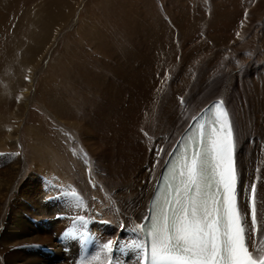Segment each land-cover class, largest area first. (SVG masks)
I'll list each match as a JSON object with an SVG mask.
<instances>
[{"label": "rangeland", "instance_id": "374dc122", "mask_svg": "<svg viewBox=\"0 0 264 264\" xmlns=\"http://www.w3.org/2000/svg\"><path fill=\"white\" fill-rule=\"evenodd\" d=\"M226 85L239 127L264 119V0H0V237L33 238L37 206L68 204L45 202V181L78 185L45 161L52 143L87 153L81 127L95 125L112 153L98 172L113 163L131 192Z\"/></svg>", "mask_w": 264, "mask_h": 264}, {"label": "snow or ice", "instance_id": "6c2138e0", "mask_svg": "<svg viewBox=\"0 0 264 264\" xmlns=\"http://www.w3.org/2000/svg\"><path fill=\"white\" fill-rule=\"evenodd\" d=\"M236 141L221 101L213 119L169 161L157 184L149 224L140 226L147 241L136 247L142 264H264V250H250L254 234L264 236L258 213L257 185L247 189V211L240 207ZM19 155V153H17ZM115 241L103 243L84 264L101 255L114 264Z\"/></svg>", "mask_w": 264, "mask_h": 264}, {"label": "bare ground", "instance_id": "6f19581e", "mask_svg": "<svg viewBox=\"0 0 264 264\" xmlns=\"http://www.w3.org/2000/svg\"><path fill=\"white\" fill-rule=\"evenodd\" d=\"M231 97H232V93L229 88V85L228 86L226 85L221 90L219 95L215 98H222L226 102L232 118V123L234 127V136L236 141V158H237L239 177H240V188L243 190L242 196L247 195L246 189L253 182H255L257 185L258 213H264V119H260L254 125L250 124L249 121L247 120L248 125L246 124L243 128L239 127L237 120L238 118L237 113L232 104ZM210 100H208L206 103H208ZM206 103H204V105ZM204 105L200 106L194 111L191 117L187 120L185 126ZM89 125L84 126V124H82L81 133H80L81 138L83 139L82 140L83 146L86 149L87 153L86 152L82 153L78 149L75 150V148L72 146L71 143H70L71 146L68 149H66L63 146H61V149H59L56 146V143L55 144L52 143L53 151L50 149V151H52V156L51 157L47 156L48 158H46L45 161L47 162L49 160L52 161L54 164L53 167L56 171L61 172L60 168H63L62 170L65 171L63 173H66L69 176L71 174L73 176L77 175L78 185L76 186L80 189L81 194L83 193L86 196L85 198L86 200H88L89 196L91 195L96 197L94 204L96 205L98 210L106 207L104 210L106 213H110V211H113V213H111L112 215H109V217L111 216L112 219L113 218L116 219L117 221L116 225L119 228L137 230L141 224L142 219L145 217L148 211L149 197L152 193L155 180L158 176V173L160 172L164 159L167 153L169 152V149L171 148L175 140L178 138V136L180 135V133L182 132L185 126L181 130H179L180 132L173 139L174 141L168 145V148L165 151V155L164 156H162L163 154L161 155L162 158L160 163L158 164L152 163L151 165H149V168L146 171H144L143 173L142 171L139 172V175H142L143 178L140 182H138L137 180H136L137 182L136 181L131 182L135 190L132 188L131 192H129L128 191L129 188L126 189L127 187L125 189H122L121 187L122 184L119 183L121 178L119 177V175H117V172L115 173L114 170L117 169V167L114 166L113 163H111L112 164L111 166L106 167V171L109 174L108 176L109 179H105V175H103L104 176L103 177L102 173L98 172L97 170L98 166L96 167V164L98 162L96 160L98 159L99 162H104V164H106V162L110 159V154L112 153H110V149H107V147L105 148L107 144L105 146L103 145L106 142L103 144L100 143L101 140L98 137L99 135H97L98 132L96 130V126L91 124ZM84 134H85V139L82 136ZM100 153L103 154L100 155ZM108 156L109 159L107 160ZM67 162L68 164L66 166ZM46 164L48 166L50 165L48 163ZM54 169L51 168L50 171L53 172ZM100 169L102 168L100 167ZM72 179H74V177H72ZM92 181L95 183H92ZM97 181L100 184H98ZM135 184H138V186L135 187ZM4 189L6 188H3V185H1L0 195H3ZM87 202L90 203V200H88ZM242 203H243L242 205L243 210L247 211L248 208L247 201H244ZM37 208H38L37 212L40 214V218H39L40 220L47 217L45 213L48 210L46 211L44 208H41V206H37ZM56 212H54V214ZM40 220L37 229L38 233L33 238L32 237L17 238L16 233L15 235L14 233H8V234L6 233L1 235L0 238L1 239L3 238L5 240L6 247L0 245L2 246L0 247V264H68L66 261H63V263L61 262L60 258L63 256V252L61 248L57 247V243L56 241H54V236H53L54 230L55 229L59 230L62 227L60 221H57L56 219H49L48 222H45L46 226L44 225V227H41L43 223H41ZM48 225L51 228H47ZM118 237H119L118 240H120L121 237L120 236ZM114 240L115 239H112L111 241ZM252 240H253L252 248L256 253H258L257 250H264V236H261L259 234H254ZM35 242L36 243L39 242L40 245L45 244V246H50V247L55 246L54 257L52 258L49 253L45 252V250H35L33 248ZM10 244L11 245L14 244L13 246H15L16 248L18 247V249H13L12 247H10ZM106 259L107 257L104 256L99 262L97 261L96 264H103L106 262Z\"/></svg>", "mask_w": 264, "mask_h": 264}]
</instances>
